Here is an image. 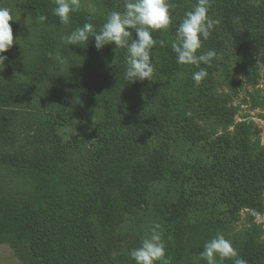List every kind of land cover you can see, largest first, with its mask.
I'll return each instance as SVG.
<instances>
[{
    "label": "rangeland",
    "instance_id": "rangeland-1",
    "mask_svg": "<svg viewBox=\"0 0 264 264\" xmlns=\"http://www.w3.org/2000/svg\"><path fill=\"white\" fill-rule=\"evenodd\" d=\"M245 1L253 6L264 5V0ZM169 2L173 5L171 24L167 30L152 32L157 41L152 50L153 81L128 83L124 70L123 87L115 88L109 95L117 112L127 115L132 126L124 132V150H117L104 196L88 223L104 264H135L128 253L139 246L154 223L161 225L166 254L172 258V264H207L199 253L218 232L232 242L240 257L249 247L254 251L264 247V174L256 180L252 201L237 205L230 219L212 209L217 202H229L226 190L187 208L182 240L176 241L173 206L181 199L183 179L194 164L223 159L253 161L264 156V31L246 27L220 3L211 0L208 15L219 23L208 40L202 42L198 54L214 49L217 56L210 66L200 65L207 68L208 76L196 85L191 77L198 68L177 64L171 48L176 28L196 0ZM121 6L123 10V0ZM0 7H8L14 18L10 21L14 44L9 51L17 62L45 55L53 58V70L59 76L98 84L106 82L109 68L117 63L120 51L115 44L94 55L81 45L66 44L62 37L67 34L35 20L25 0H0ZM89 7H94L100 18L108 11L101 0H82L80 10L89 14ZM161 40L163 46L159 44ZM238 46L251 61V73L244 69ZM4 55L9 59L7 52ZM51 94L52 98L65 96L70 101L66 112L70 119L58 129L67 161L63 165L64 185L42 182L43 191L59 189L61 200L73 205L61 215L62 232L57 245L64 248L66 264H87L86 248L69 231L68 222L96 191L90 179V154L97 147L92 134L104 112L96 101L68 96L59 89L51 90ZM208 103H219L226 118L206 112ZM212 105L208 111L213 110ZM0 114L16 146L21 145L18 115L8 108H0ZM149 123L159 125L161 131L148 133L145 127ZM40 182L38 178L17 179L0 166V196H35L41 191ZM135 189L142 192L140 202H132L130 198ZM240 195L249 196L243 192ZM20 246L0 245V264H30L24 245ZM223 264L232 261L225 260ZM255 264H264V255Z\"/></svg>",
    "mask_w": 264,
    "mask_h": 264
},
{
    "label": "trees",
    "instance_id": "trees-1",
    "mask_svg": "<svg viewBox=\"0 0 264 264\" xmlns=\"http://www.w3.org/2000/svg\"><path fill=\"white\" fill-rule=\"evenodd\" d=\"M101 1L107 8V13L122 11L121 0ZM212 1L220 3L246 27L264 31V5L253 6L245 0ZM25 3L35 20L45 27L65 34L89 22V14L79 10L71 14L68 25L61 24L59 18L52 14L55 0H25ZM106 15L102 18L95 15L90 21L97 30L104 23ZM41 16L47 19L41 22ZM94 45L95 41L92 39L82 47L94 55H100L109 44L101 50H97ZM237 52L242 58L244 69L251 73V61L239 46ZM7 54L9 59L5 61V67L0 66V108H8L18 115V126L22 131L23 140L21 145L16 146L13 136L6 131L5 119L0 114V166L5 167L17 179L38 178L41 181V191L27 198L0 196V245L7 243L15 248L24 245L30 264H66L64 248L58 246L57 241L62 232L61 215L66 208L69 209L73 205L68 200H61L59 189L43 191L42 185L44 182L50 185H64L63 165L67 161V152L58 129L70 119L66 114L70 101L65 96L52 98L51 90L59 89L68 96L98 102L104 112L103 120L92 134L97 147L90 154V179L96 191L85 207L75 211L68 222L69 231L86 248L87 264H104L98 255L88 223L96 214L104 196L117 150H124V132L132 126L130 118L127 115L121 116L109 97L112 90L123 87L121 74L126 68V50L120 48L117 63L109 68L107 80L102 84L55 74L53 58L45 55H39L29 61L21 60L19 63L12 52L8 51ZM198 97L195 96L196 99ZM212 104L205 106L208 107L206 112L225 119L227 114L219 103ZM211 105L213 110L208 111L212 109L209 108ZM145 128L148 133L157 134L161 131L160 126L153 123H149ZM261 174H264V156L253 161L223 159L204 165L194 164L183 179L181 199L173 206L172 220L176 229V241L182 240L187 208L195 202L210 199L211 195L226 190L229 202H217L212 209L215 214L219 213L224 219H230V214L237 209V205H248L252 201L253 192H256L257 187L256 180ZM239 192L249 196L241 197ZM130 198L132 202H140L142 192L135 189ZM263 255L264 247L257 251L249 247L242 258L248 264H255Z\"/></svg>",
    "mask_w": 264,
    "mask_h": 264
},
{
    "label": "clouds",
    "instance_id": "clouds-1",
    "mask_svg": "<svg viewBox=\"0 0 264 264\" xmlns=\"http://www.w3.org/2000/svg\"><path fill=\"white\" fill-rule=\"evenodd\" d=\"M81 7L82 0H55L52 14L59 18L61 24L68 25L71 14L79 11ZM172 7L169 0H123V10L108 12L99 30L90 22L95 18L96 9L89 7V22L77 26L63 36L62 40L68 45L82 46L94 39L97 50L103 49L105 45L115 44L116 48L126 50L124 76L128 83L137 80L152 82L155 72L152 50L157 44L152 32L168 29ZM210 8L211 0H196L192 10L185 12L171 43L177 64L195 65L198 68L191 77L196 85L208 76L207 68L200 65L210 66L217 56L214 49L198 54L202 42L208 40L215 25L219 23L208 15ZM46 19L45 16L40 17L41 22ZM12 20L14 18L11 10L0 7V66L3 67L8 59L4 53L14 44L10 25ZM159 44L163 46L164 41H159ZM160 229L161 225L154 223L141 239L139 246L129 251L128 255L135 264H172V258L166 254V244ZM199 257L207 264H223L225 260H231L232 264H248L238 255L232 242L219 232L205 242Z\"/></svg>",
    "mask_w": 264,
    "mask_h": 264
}]
</instances>
